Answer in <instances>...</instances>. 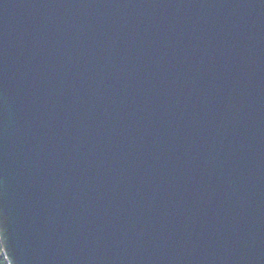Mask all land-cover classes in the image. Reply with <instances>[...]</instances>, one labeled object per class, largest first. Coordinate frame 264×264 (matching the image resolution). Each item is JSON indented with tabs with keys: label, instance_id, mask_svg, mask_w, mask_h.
<instances>
[{
	"label": "water",
	"instance_id": "1",
	"mask_svg": "<svg viewBox=\"0 0 264 264\" xmlns=\"http://www.w3.org/2000/svg\"><path fill=\"white\" fill-rule=\"evenodd\" d=\"M7 264H264V0H0Z\"/></svg>",
	"mask_w": 264,
	"mask_h": 264
},
{
	"label": "trees",
	"instance_id": "2",
	"mask_svg": "<svg viewBox=\"0 0 264 264\" xmlns=\"http://www.w3.org/2000/svg\"><path fill=\"white\" fill-rule=\"evenodd\" d=\"M0 264H7L3 254H2L1 246H0Z\"/></svg>",
	"mask_w": 264,
	"mask_h": 264
}]
</instances>
